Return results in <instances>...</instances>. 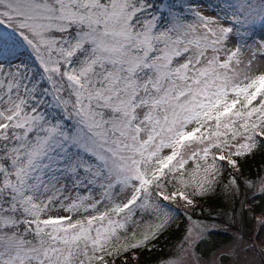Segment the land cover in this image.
Instances as JSON below:
<instances>
[{
    "label": "snow or ice",
    "instance_id": "6c2138e0",
    "mask_svg": "<svg viewBox=\"0 0 264 264\" xmlns=\"http://www.w3.org/2000/svg\"><path fill=\"white\" fill-rule=\"evenodd\" d=\"M0 264H264V0H0Z\"/></svg>",
    "mask_w": 264,
    "mask_h": 264
},
{
    "label": "trees",
    "instance_id": "16d2710c",
    "mask_svg": "<svg viewBox=\"0 0 264 264\" xmlns=\"http://www.w3.org/2000/svg\"><path fill=\"white\" fill-rule=\"evenodd\" d=\"M253 171H255V169H253Z\"/></svg>",
    "mask_w": 264,
    "mask_h": 264
}]
</instances>
